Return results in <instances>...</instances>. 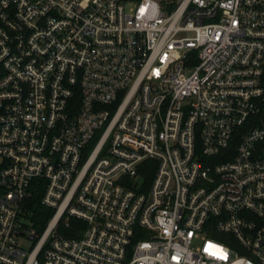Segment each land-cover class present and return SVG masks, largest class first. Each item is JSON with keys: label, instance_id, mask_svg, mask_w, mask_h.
Wrapping results in <instances>:
<instances>
[{"label": "built area", "instance_id": "2783aa9c", "mask_svg": "<svg viewBox=\"0 0 264 264\" xmlns=\"http://www.w3.org/2000/svg\"><path fill=\"white\" fill-rule=\"evenodd\" d=\"M0 264H264V0H0Z\"/></svg>", "mask_w": 264, "mask_h": 264}, {"label": "trees", "instance_id": "16d2710c", "mask_svg": "<svg viewBox=\"0 0 264 264\" xmlns=\"http://www.w3.org/2000/svg\"><path fill=\"white\" fill-rule=\"evenodd\" d=\"M152 161L154 160H146L144 161V164H146V167L144 168V172H142V175L145 177L146 183L149 182L152 170L154 167H152ZM151 164V165H150ZM151 166V167H150ZM42 190H43V184L40 180L34 179L28 189V196L24 200V209L28 212V218L32 221L33 224H35L40 231L44 225L45 221L48 219V217L51 215L52 210L46 207H43L40 205V198L42 196ZM62 232L66 235H75L70 229L66 228L63 229Z\"/></svg>", "mask_w": 264, "mask_h": 264}, {"label": "rangeland", "instance_id": "374dc122", "mask_svg": "<svg viewBox=\"0 0 264 264\" xmlns=\"http://www.w3.org/2000/svg\"><path fill=\"white\" fill-rule=\"evenodd\" d=\"M23 245L26 246V245H27V242H24V241H23Z\"/></svg>", "mask_w": 264, "mask_h": 264}]
</instances>
